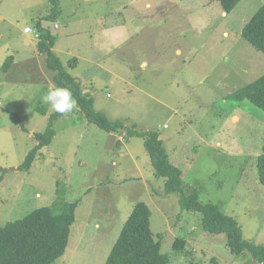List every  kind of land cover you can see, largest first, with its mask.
Listing matches in <instances>:
<instances>
[{
	"label": "rangeland",
	"instance_id": "obj_1",
	"mask_svg": "<svg viewBox=\"0 0 264 264\" xmlns=\"http://www.w3.org/2000/svg\"><path fill=\"white\" fill-rule=\"evenodd\" d=\"M60 1L93 18L110 14L99 23L109 24L104 39L111 49L104 48V58L95 56L88 77L86 60L70 73L82 92L90 87L95 110L126 128L156 130L169 161L183 171L184 188L235 218L243 239L264 244V185L256 168L264 111L231 97L264 74V54L240 35L264 0H240L228 13L217 0H134L124 7L129 0ZM41 3L16 0L10 7L29 14ZM59 22L55 33L69 32ZM14 30L0 28V226L39 207L59 212L77 201L65 252L53 264H104L134 203L143 201L168 264H264L247 250L233 254L223 233L202 228L199 212L180 208L177 194L165 192V179L154 174L142 138L127 136L125 142L126 130L107 132L79 108L56 115L43 103L52 72L22 48ZM51 115L54 136L36 151L29 170L20 169L36 145L33 134L47 129ZM177 238L184 243L174 249Z\"/></svg>",
	"mask_w": 264,
	"mask_h": 264
},
{
	"label": "trees",
	"instance_id": "obj_2",
	"mask_svg": "<svg viewBox=\"0 0 264 264\" xmlns=\"http://www.w3.org/2000/svg\"><path fill=\"white\" fill-rule=\"evenodd\" d=\"M217 1L223 11L228 13L240 0ZM47 3L46 15L35 23L38 33L36 49L43 55L46 69L52 72L53 83L57 86L70 88L79 110L88 122L96 124L107 132L119 131L123 133L122 131L126 130L122 134L125 142L127 136L142 138L154 174L165 179V192L177 194L180 208L199 212L202 228L212 234L223 233L226 245L233 254L247 250L254 261L264 263V244H254L243 239L240 226L235 218L222 212L213 203L200 202L195 189L189 191L188 188H184L183 171L169 161L162 139L156 130L126 128L121 121H111L102 112L95 110L90 94L82 92L80 83L75 81L53 50L57 34L44 22H53L59 16L60 0H48ZM56 26L57 24H55ZM240 35L257 51L264 54V5L259 6L242 26ZM77 61L76 57H71L67 66L73 68ZM9 62L11 64V57L6 59V63ZM7 67L9 64H4L3 70H6ZM233 93L231 97L236 100L247 99L264 111V74ZM53 119L54 117L51 115L44 132L33 134L37 141L36 145L29 150L22 164L19 165L20 169L29 170L36 151L51 141L55 134L51 128ZM120 144L121 142H118L117 147H120ZM256 168L258 179L264 185V141L261 152L256 157ZM76 205L77 201L69 202L59 212L50 206L39 207L19 219L0 226V264H53L65 252L70 225L75 218L74 208ZM150 214V209L145 202L134 203L104 264H168V255L160 251V243L155 239L150 229ZM183 243V240L177 238L173 243V248L179 249Z\"/></svg>",
	"mask_w": 264,
	"mask_h": 264
},
{
	"label": "crops",
	"instance_id": "obj_3",
	"mask_svg": "<svg viewBox=\"0 0 264 264\" xmlns=\"http://www.w3.org/2000/svg\"><path fill=\"white\" fill-rule=\"evenodd\" d=\"M47 2H48V0H42V3L40 6L35 7V5H34V7L31 9L30 13L27 14L22 6L21 7H16V6L10 7V4H12V5L15 4L16 0H10V1L0 0V22L2 23V24H0V28L9 26L10 32H11L15 27V30H17V32L15 30L14 31L19 36V38H21V40H22V44H21V46H23L22 48L25 49L26 51H28V52L30 51L32 53V56H34L33 60L36 61L37 64L39 63V66H41V63L43 62V66H44L43 68H46L45 63H44V57L36 49L37 37H35L32 33L23 32V27L29 25L30 27L35 29L36 21L39 18H41L42 16L46 15V13H47V10H48V3ZM133 2H134V0H129V2L124 3L123 7L127 3L133 4ZM144 2L146 4L148 3V1H144ZM4 3L9 4V6H4ZM59 8H60V14L52 22L53 24H50V21H45L44 24L51 27V28L59 29L60 28V22L59 21H61L62 23H64L67 26V30H69V32H67V33L56 32L57 41L55 43V46L53 47V50L57 54V56H59L60 59H61L60 55L67 57V59L64 60L66 62L65 64L63 63L64 61H62V59H61L63 65L66 67H67V62L71 57H76L78 59L76 65L73 68H69V71L71 74H73L74 70L77 69V66H78V63L80 62V60H86V61L90 62L91 65H86V69L88 71L84 72V74L87 75L85 77H88L89 73L92 74L94 72V67L92 64L98 63L95 60V56H97V54H99V56H97L98 58H104L105 57L104 52H107V50L104 48L111 49V46L107 44L109 41H106L104 39V36H108V38H109V35H110L109 24L107 26H105L104 23H101V24L99 23L100 20H103V18H104V17H102L103 15L107 17L110 14L108 11H106L103 15L96 13L95 17L93 18L92 16H87V14H85V13L79 14L78 12H75L73 10V6L65 7L64 5H62L61 1H60ZM222 14H224V13L222 12ZM84 16H86V17H84ZM27 18H30V20L33 21L34 25L28 24L25 21V19H27ZM66 19H68V22H66ZM77 19H78V26L76 27V26H74V24H76ZM19 20L22 21V23H24L22 25V27L20 25H18ZM86 20L91 21L90 28H88V26L85 28H81L80 24H82ZM55 24H57L56 27H55ZM53 31H54V29H53ZM100 31H101V33H100ZM15 32H14V34H15ZM96 32H97V34H96ZM54 33H55V31H54ZM14 34H13V36H14ZM100 34L103 35L102 39L99 38ZM223 34L227 35V31H223ZM0 37H1V34H0ZM87 37H91L92 41L88 43ZM176 52L180 53L181 50L179 48H176ZM17 56L13 57V60H14L13 66L14 65L16 66V64L18 62ZM89 58H91V59H89ZM33 64L34 63L31 62L28 65V67L32 66ZM146 64H147V62L144 59H142L140 61L139 66L145 67ZM41 68H42V66H41ZM46 73H49V72L46 71ZM51 84H52V82H51ZM86 89L88 91L86 93H88V94H89V92L91 93V89L89 86H86L85 90ZM119 140H121V139H119ZM113 163L116 164L115 161H113Z\"/></svg>",
	"mask_w": 264,
	"mask_h": 264
},
{
	"label": "clouds",
	"instance_id": "obj_4",
	"mask_svg": "<svg viewBox=\"0 0 264 264\" xmlns=\"http://www.w3.org/2000/svg\"><path fill=\"white\" fill-rule=\"evenodd\" d=\"M41 99L42 102L49 105L53 111L62 115L78 109L77 101L68 87L50 84Z\"/></svg>",
	"mask_w": 264,
	"mask_h": 264
},
{
	"label": "built area",
	"instance_id": "obj_5",
	"mask_svg": "<svg viewBox=\"0 0 264 264\" xmlns=\"http://www.w3.org/2000/svg\"><path fill=\"white\" fill-rule=\"evenodd\" d=\"M23 32H25V33H32L35 37L38 36L37 31L35 29H33L32 27H30L29 25L23 27Z\"/></svg>",
	"mask_w": 264,
	"mask_h": 264
}]
</instances>
